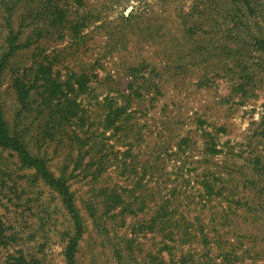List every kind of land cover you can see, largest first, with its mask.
<instances>
[{
  "label": "rangeland",
  "instance_id": "rangeland-1",
  "mask_svg": "<svg viewBox=\"0 0 264 264\" xmlns=\"http://www.w3.org/2000/svg\"><path fill=\"white\" fill-rule=\"evenodd\" d=\"M155 1L0 0V115L65 183L82 224L75 264H213L197 242L159 244L147 233L149 204L137 200L129 214L109 197L147 199L156 178L195 196L205 135L237 150L264 127V52L249 47L264 39V0L240 8L237 28L215 18L225 8L213 0L197 8L210 11L205 23L193 1ZM122 106L127 116L106 128L108 110ZM0 222V264H65L72 221L61 197L2 147Z\"/></svg>",
  "mask_w": 264,
  "mask_h": 264
},
{
  "label": "trees",
  "instance_id": "trees-1",
  "mask_svg": "<svg viewBox=\"0 0 264 264\" xmlns=\"http://www.w3.org/2000/svg\"><path fill=\"white\" fill-rule=\"evenodd\" d=\"M173 1L175 0H156L155 2L160 6H167ZM190 1H193L189 7L191 12L194 11L198 14L197 18L200 17L204 23L208 22L207 19L211 17H209L210 11L200 10L197 13V8L208 6L210 1ZM213 1L216 4L222 3L221 5L225 8L223 12H217L215 18L220 17V19L227 20L232 23L233 28L240 25L239 17L242 14L238 16V13L241 7L244 6L249 11L253 10V0ZM137 9L143 11V6L138 5ZM192 15L190 13V17ZM251 16L253 17L252 13ZM195 28L196 31H202L198 25ZM227 32V34L230 33ZM250 40L249 47L253 51L264 52V39L253 37ZM245 50L246 48L243 47L237 48V52ZM239 75L237 79L240 81ZM235 90L238 91V99L245 97L246 93L241 89V84L236 86ZM125 113L126 106L110 108L105 116L106 128L115 125ZM216 131L223 133L224 129L220 126ZM205 137L200 151L203 166L199 172L197 181L199 189L195 190L197 193L195 196L185 195L186 189H182L177 184H173L168 189L163 188V182L159 178H154L155 182L147 199L142 198L141 195L138 196V199L132 198L130 195L123 201L125 198L123 199L121 195L113 192L108 203L111 207H119L121 212L128 211L129 214L132 213V207L137 200L141 210L149 204L152 215L147 222L143 223V229L147 233L160 235L159 244H191L192 242L201 244L206 251L202 256L206 262L254 264L256 259L264 260V127L261 126L253 130L242 148L237 147V150L229 147L227 141L218 143L214 141L213 136L207 134ZM185 140L178 141L177 151L174 155L179 152V146L185 145ZM0 147L13 151L23 166L32 168L36 175L55 189L61 197L72 221L71 235L66 241L63 257L65 264H75L74 254L82 224L65 183L61 179H54L42 160L32 157L20 141L10 136L1 115ZM218 156L222 160H218L220 162L212 165L210 161ZM154 171L159 172V169L155 166ZM176 173L177 170L173 172V175L175 176ZM140 189L143 190V187ZM163 190L166 192L161 195ZM193 206L196 207L194 212L189 209ZM180 208H184L187 212L182 215ZM4 241V227L0 222V247ZM211 247L214 248V254H210ZM12 262L20 264L22 259L13 258ZM159 263V261L154 262V264Z\"/></svg>",
  "mask_w": 264,
  "mask_h": 264
}]
</instances>
